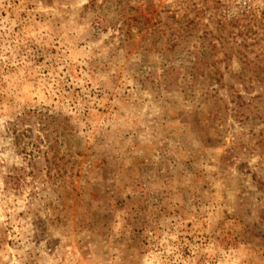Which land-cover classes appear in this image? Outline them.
I'll return each mask as SVG.
<instances>
[{
  "label": "rangeland",
  "instance_id": "rangeland-1",
  "mask_svg": "<svg viewBox=\"0 0 264 264\" xmlns=\"http://www.w3.org/2000/svg\"><path fill=\"white\" fill-rule=\"evenodd\" d=\"M0 264H264V0H0Z\"/></svg>",
  "mask_w": 264,
  "mask_h": 264
}]
</instances>
